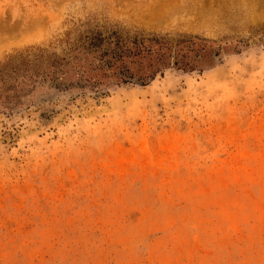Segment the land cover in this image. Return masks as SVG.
<instances>
[{"label": "rangeland", "instance_id": "rangeland-1", "mask_svg": "<svg viewBox=\"0 0 264 264\" xmlns=\"http://www.w3.org/2000/svg\"><path fill=\"white\" fill-rule=\"evenodd\" d=\"M94 33L158 45L0 113V264H264V0H0V62Z\"/></svg>", "mask_w": 264, "mask_h": 264}, {"label": "trees", "instance_id": "trees-1", "mask_svg": "<svg viewBox=\"0 0 264 264\" xmlns=\"http://www.w3.org/2000/svg\"><path fill=\"white\" fill-rule=\"evenodd\" d=\"M85 40L66 57L29 50L0 62V113L24 107L46 85L59 91H84L101 90L110 81L129 83L134 78L128 65H136L158 45L151 40L124 42L99 33Z\"/></svg>", "mask_w": 264, "mask_h": 264}]
</instances>
